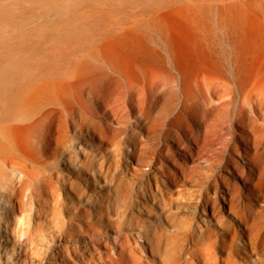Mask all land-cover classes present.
I'll return each mask as SVG.
<instances>
[{
  "label": "bare ground",
  "instance_id": "6f19581e",
  "mask_svg": "<svg viewBox=\"0 0 264 264\" xmlns=\"http://www.w3.org/2000/svg\"><path fill=\"white\" fill-rule=\"evenodd\" d=\"M92 3L81 9L86 20L54 28L48 45L30 52L16 73L0 71V201L8 204L0 207V241L27 198L44 189L57 192L46 174L53 161L63 168L73 163L76 175L92 170L89 162L77 160L84 153L78 146L60 154L67 138L83 137L103 147L110 142L108 129L118 112L124 121L137 112L143 123L150 109L169 96L181 95L173 117L163 123L171 146L157 159V171L168 186L195 179L194 153L214 143L212 154L228 156L227 171L244 184L253 174L264 175V39L253 29L255 12L234 6ZM179 17L189 33L179 30ZM14 29L7 26L0 39ZM135 150L134 142L125 152ZM231 189L222 176L212 196L206 194L193 206L201 207L207 220L221 218L217 196L231 195ZM170 203L162 200L164 206ZM258 227L254 215L239 214L222 236L190 231L176 242L172 259L162 258L163 264H224L221 254L244 255L247 261L255 257L258 264L257 255L264 254ZM238 229L247 241L233 249ZM156 232L144 235L150 244L148 262L137 257V246L125 243L118 264H157L156 253L167 242L161 229ZM89 258L94 261L91 254Z\"/></svg>",
  "mask_w": 264,
  "mask_h": 264
},
{
  "label": "rangeland",
  "instance_id": "374dc122",
  "mask_svg": "<svg viewBox=\"0 0 264 264\" xmlns=\"http://www.w3.org/2000/svg\"><path fill=\"white\" fill-rule=\"evenodd\" d=\"M125 1L145 7L172 4L177 8H249L255 12L253 29L258 38L264 39V0ZM92 2L94 0H0V37L7 26L15 25L11 33L8 31L7 36L0 39L3 41L0 71L8 75L16 73L22 59L28 58L34 49L48 45L55 34L54 28L84 19L81 9L89 8ZM176 23L179 30L189 33L182 17L176 19ZM8 62L13 66L6 68L4 65ZM180 96H169L157 102L143 123L137 112L126 121L120 119L122 113L118 112L108 129L110 142L103 147H96L83 137L67 138L60 154L68 150L73 152L78 146L84 153L78 155L77 160L89 162L92 170L76 175L73 163L63 168L61 163L52 162L46 174L47 179L49 173L51 181L56 183L57 192L53 194L44 189L27 198L18 218L10 220L4 231V240L0 241V264H118L122 260L121 246L125 243L137 246V257L146 263L150 260V244L144 240L145 232L153 237L160 229L162 240L167 244L158 249L156 257L157 264H163L164 257L165 260L174 257L178 250L176 242L186 233L198 234L199 229L207 232L206 236L208 232L222 236L227 226L235 224L239 214L256 217L258 233L264 241V175L253 174L244 184L239 176L227 171L228 156L212 154L216 143L194 153L191 166L199 169L195 179L187 178L178 186H168L164 176L158 173L157 159L163 148L171 146L163 123L173 117ZM134 142L135 152L127 154L125 151ZM222 176L231 183V195L223 192L224 199L221 194L217 196L216 204L222 217L207 220L202 208L195 209L193 203H202L206 194L212 196ZM146 185L148 188H143ZM230 199L231 204L228 203ZM162 200L171 203L164 206ZM0 207L6 209L8 204L0 201ZM237 232L231 243L233 249L247 241L242 230ZM167 250L170 251L165 252ZM220 256L224 264H255V257H248L250 261H247L244 255ZM81 257L87 262L83 263ZM257 258L258 264H264V254L260 253Z\"/></svg>",
  "mask_w": 264,
  "mask_h": 264
}]
</instances>
